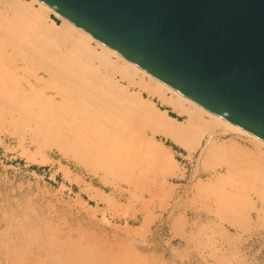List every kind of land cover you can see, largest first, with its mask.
Masks as SVG:
<instances>
[{
	"label": "rangeland",
	"instance_id": "374dc122",
	"mask_svg": "<svg viewBox=\"0 0 264 264\" xmlns=\"http://www.w3.org/2000/svg\"><path fill=\"white\" fill-rule=\"evenodd\" d=\"M20 13L0 8V264H264V163L252 141L231 132L220 141L246 149L207 156L206 139L189 151L155 134L171 148L174 172L120 143L104 158L91 154L69 123L44 111V69L65 40L36 32ZM24 92L44 101L33 119L28 99L18 98Z\"/></svg>",
	"mask_w": 264,
	"mask_h": 264
},
{
	"label": "bare ground",
	"instance_id": "6f19581e",
	"mask_svg": "<svg viewBox=\"0 0 264 264\" xmlns=\"http://www.w3.org/2000/svg\"><path fill=\"white\" fill-rule=\"evenodd\" d=\"M4 7L18 13L21 12L20 14L24 15L28 26L35 28L36 32H40L39 29L50 39L65 40L66 50L58 52V48L53 42L52 45L54 44L57 49L51 46L55 49L52 50V54L50 51L49 56L50 60L52 57L55 62L60 64H58L59 68L65 62L70 68L65 65L62 72V68L59 70L55 67L57 63L49 60L53 64H51L52 66L49 64L50 67L44 69V72L48 70L51 76L48 74L46 78L44 77L46 83L44 87L50 82L53 84H49L51 86L45 88L41 86L50 92L48 106L44 111L50 120H56L57 123H59L58 120L69 123L67 125H71V132L76 137L75 139H81L86 143L85 146L91 154L104 158L117 149L116 143H120L130 147L131 155L143 158L150 164H155L156 167H161L166 171L174 172L172 164L176 160L172 157V150L168 145L159 143L155 134L171 139L174 143L185 147L186 150L188 147L189 151L197 149L206 139L202 151L210 156L215 151L227 148L237 147L241 151L246 149L234 138H230L228 143L220 141L221 137L232 132L248 137L256 146L255 161L264 163V140L212 112L150 74L135 62L92 36L85 29L56 12L42 0H0V8ZM51 13L55 14L62 23L59 24L55 21L50 16ZM14 21L13 23H16ZM8 24L10 25L12 22H8ZM25 33L27 32L25 31ZM44 34H41V37ZM30 36L26 35V38L29 37L31 40L33 36L31 34ZM22 41L24 42V40ZM26 41L28 40L26 39ZM92 42H95L98 47H94ZM43 50H39L37 53L40 55V51ZM45 50L42 53H45ZM46 52L49 54V51L46 50ZM49 61L47 62L50 63ZM47 62L45 63L47 64ZM57 70L59 71L56 72ZM40 93L42 94V91ZM167 93L171 94V97L167 98ZM30 96L32 93L24 92L18 98L28 99L29 105L32 106L28 113L33 119L32 113L35 111L33 107L43 105L44 101L29 99ZM156 101L171 104L183 118L179 119L170 115L166 109L160 108ZM148 131L152 135L146 139ZM189 136L196 140L192 145L184 141ZM147 141L149 146L146 145ZM77 142L79 143V141ZM175 175L179 174L175 172Z\"/></svg>",
	"mask_w": 264,
	"mask_h": 264
},
{
	"label": "water",
	"instance_id": "95a60500",
	"mask_svg": "<svg viewBox=\"0 0 264 264\" xmlns=\"http://www.w3.org/2000/svg\"><path fill=\"white\" fill-rule=\"evenodd\" d=\"M264 140V0H42Z\"/></svg>",
	"mask_w": 264,
	"mask_h": 264
},
{
	"label": "trees",
	"instance_id": "16d2710c",
	"mask_svg": "<svg viewBox=\"0 0 264 264\" xmlns=\"http://www.w3.org/2000/svg\"><path fill=\"white\" fill-rule=\"evenodd\" d=\"M170 115H172V116H174V117H175V115H174V114H170Z\"/></svg>",
	"mask_w": 264,
	"mask_h": 264
}]
</instances>
